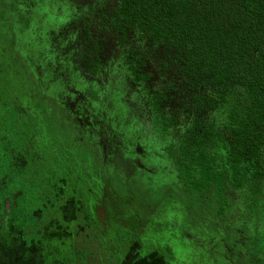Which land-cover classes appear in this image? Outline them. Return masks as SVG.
<instances>
[{
	"label": "trees",
	"instance_id": "trees-1",
	"mask_svg": "<svg viewBox=\"0 0 264 264\" xmlns=\"http://www.w3.org/2000/svg\"><path fill=\"white\" fill-rule=\"evenodd\" d=\"M72 24L90 60L102 50L99 29L117 44L162 166L185 188L213 192L221 212L236 195L264 229V0H117ZM26 204L0 210V226L12 223L27 251L42 225Z\"/></svg>",
	"mask_w": 264,
	"mask_h": 264
},
{
	"label": "rangeland",
	"instance_id": "rangeland-1",
	"mask_svg": "<svg viewBox=\"0 0 264 264\" xmlns=\"http://www.w3.org/2000/svg\"><path fill=\"white\" fill-rule=\"evenodd\" d=\"M9 3L0 0V127L13 111L31 118L34 151L44 156L42 177L49 180L57 203L51 237L28 253L17 229L0 226V264L59 263L74 255V264H256L250 258L239 200L234 201L239 211L219 220L211 208L194 204L176 185L162 197L152 190L130 193L103 172L82 142L80 127L86 119H73L71 106L63 114L45 101L21 62L29 23L11 12ZM2 170L0 158V174ZM93 216L101 219L102 247L93 235Z\"/></svg>",
	"mask_w": 264,
	"mask_h": 264
},
{
	"label": "flooded vegetation",
	"instance_id": "flooded-vegetation-1",
	"mask_svg": "<svg viewBox=\"0 0 264 264\" xmlns=\"http://www.w3.org/2000/svg\"><path fill=\"white\" fill-rule=\"evenodd\" d=\"M36 1L33 8L26 0L9 3L11 12L22 15L29 23L26 36L22 37L20 60L29 67L45 101L56 104L63 114L71 106L73 119H86L87 124L80 127L82 142L87 152L98 160L103 172L125 184L130 193L152 190L162 197L169 186L176 185L194 204L211 208L219 220H227L229 215L239 211L234 204L239 200L242 204L240 219L245 220L248 232L250 258L258 261L256 264H264L263 224L252 210H246L236 195H229L221 212L213 192L185 188L178 174L170 172L167 165L162 166L164 152L147 138L146 110L138 109L139 96L130 91L121 77L117 65L119 48L113 38L99 29L100 55L94 61L87 58L72 23L78 21L81 25L89 15L96 20L99 10L114 5L117 0ZM0 158L3 168L0 195L6 197L5 208L0 205V210L11 211V206L27 197L26 206L42 225L38 244H44L56 223L57 198L49 188L51 184H47L49 180L42 177L46 167L40 168V162L44 156L34 151L33 124L29 116L19 117L13 111L0 127ZM93 221V235L98 236L102 247L105 241L100 229L101 219L93 216ZM9 226L15 228L12 223Z\"/></svg>",
	"mask_w": 264,
	"mask_h": 264
}]
</instances>
